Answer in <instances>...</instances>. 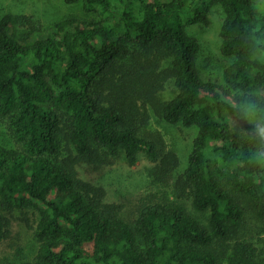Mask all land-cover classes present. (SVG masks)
Instances as JSON below:
<instances>
[{
    "label": "trees",
    "instance_id": "1",
    "mask_svg": "<svg viewBox=\"0 0 264 264\" xmlns=\"http://www.w3.org/2000/svg\"><path fill=\"white\" fill-rule=\"evenodd\" d=\"M64 2L82 15L0 17V244L13 222L32 235L0 264H264L247 222L264 224V13L253 0ZM214 6L229 62L204 81L186 27ZM152 117L195 128L182 168ZM141 152L171 190L132 211L78 175Z\"/></svg>",
    "mask_w": 264,
    "mask_h": 264
},
{
    "label": "rangeland",
    "instance_id": "2",
    "mask_svg": "<svg viewBox=\"0 0 264 264\" xmlns=\"http://www.w3.org/2000/svg\"><path fill=\"white\" fill-rule=\"evenodd\" d=\"M253 4L260 13H264V0H253ZM4 13L32 15L45 27H50L55 21L68 15H82L79 4H67L64 0H0V17ZM221 19L220 7L214 6L211 8L207 26L192 24L186 27V31L194 35L200 43L198 68L204 81L221 80L222 68L229 62L219 51L218 31ZM258 57L264 61V51H261ZM261 93L264 95V90ZM229 122L241 126V122L233 116L229 117ZM148 128L161 133L168 148L174 149L178 154L182 168L191 147L195 128L169 124L155 117L150 119ZM256 132L264 134V126ZM153 165L154 163L141 152L134 165H128L123 155H120L111 165L95 167L79 163L77 171L83 179L99 184L105 189V201L117 202L123 205L124 209L132 211L143 200L159 198L170 193L171 179L167 180L166 185L153 183ZM247 222L253 233H256L257 229L261 231L258 237H264V224L256 223L249 216ZM31 236V230L26 229L22 223L13 222L9 238L0 244V258L14 253L18 246L27 247L32 241ZM84 247L90 249L88 243Z\"/></svg>",
    "mask_w": 264,
    "mask_h": 264
}]
</instances>
